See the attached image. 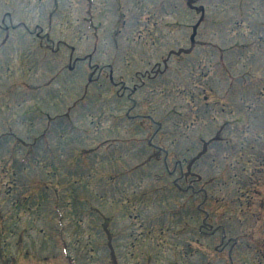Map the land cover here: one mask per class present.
Listing matches in <instances>:
<instances>
[{"label":"rangeland","instance_id":"374dc122","mask_svg":"<svg viewBox=\"0 0 264 264\" xmlns=\"http://www.w3.org/2000/svg\"><path fill=\"white\" fill-rule=\"evenodd\" d=\"M205 1L0 0V264H264V0Z\"/></svg>","mask_w":264,"mask_h":264},{"label":"flooded vegetation","instance_id":"af4514ba","mask_svg":"<svg viewBox=\"0 0 264 264\" xmlns=\"http://www.w3.org/2000/svg\"><path fill=\"white\" fill-rule=\"evenodd\" d=\"M201 13L202 14H204V9L203 8H201ZM201 23H203V19L202 18H199L197 21H195L193 24H192V34L190 35V41H192V40H194L195 39V37L200 33V25H201ZM187 25V24H186ZM205 43V42H204ZM215 45V44H214ZM245 45V44H244ZM244 45H242V46H240L242 49H244L245 47H244ZM216 46V49L218 50V56H217V68H219V70L217 71V74H214V76L216 77V76H218L219 77V75L218 74H222V68H224V67H226V59L224 58V56H223V54H224V48L223 47H218V45H215ZM71 49H73V48H71ZM97 64L98 63H95L94 65L92 64V66L93 67H95L94 69H95V72L96 71H98L96 68V66H97ZM103 65V67H104V65L105 64H102ZM204 64H203V62H200L199 61V63H198V66H203ZM69 66H71V65H69ZM108 68H109V71H108V76H109V79H112V77H113V73H114V69L111 67V63L109 62V63H107V65H106ZM194 66V65H193ZM153 72V71H152ZM191 72L194 74V73H197L198 74V76H200L201 77V75H204L205 73L203 72L202 73V70L201 71H194V70H191ZM99 73H100V75H101V71L99 70ZM250 75V74H249ZM249 75H247L246 77H250ZM119 76H126V74H120ZM155 76V75H154ZM153 75H152V77H154ZM112 81V80H111ZM113 82V84H115V82L114 81H112ZM120 83V84H119ZM119 85H120V88L123 90V92H125L126 90H127V85H126V81L124 80V79H122L121 81H119ZM185 91H188L189 93H191V94H198V95H200V93L202 92V90H203V88L199 85H192V86H185ZM199 88V89H198ZM138 89H141V87L140 86H138V85H136V84H134L132 87H129V92L128 93H130V94H132V93H135V92H137V90ZM198 89V90H197ZM131 97V96H130ZM132 99V98H131ZM133 101H135V99H132ZM127 115H128V113H127ZM148 116H149V119L150 120H153V118L150 116V114H148ZM154 122L155 123H158L155 119H154ZM203 233L204 234H206V231H203ZM216 249H219L218 247H216ZM220 250V249H219Z\"/></svg>","mask_w":264,"mask_h":264}]
</instances>
